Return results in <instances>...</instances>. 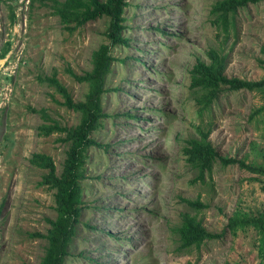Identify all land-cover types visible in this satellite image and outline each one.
<instances>
[{"label": "rangeland", "instance_id": "rangeland-1", "mask_svg": "<svg viewBox=\"0 0 264 264\" xmlns=\"http://www.w3.org/2000/svg\"><path fill=\"white\" fill-rule=\"evenodd\" d=\"M216 1L127 0L129 45L111 48L106 117L92 133L98 145L87 149L82 181L80 220L92 229L77 227L65 264H264V225L227 226L230 218L264 223V176L215 160L199 179L182 152L197 126L210 127L219 156L264 166V114L249 119L264 106L262 93L223 88L198 117L189 88L193 64L208 63L211 49L224 55L226 77L264 79V1L229 14L225 33L211 14ZM51 3L0 0V51L9 46L0 59V264H39L46 241L31 235H44L55 218L53 191L39 185L46 171L30 159L49 156L59 174L67 144L63 134L38 133L39 112L66 127L79 121L39 79L55 73L72 101H83L87 84L67 70L90 71L92 52L108 44L107 18L68 32ZM182 199L207 207L193 211ZM183 213L219 237L178 250Z\"/></svg>", "mask_w": 264, "mask_h": 264}, {"label": "trees", "instance_id": "trees-1", "mask_svg": "<svg viewBox=\"0 0 264 264\" xmlns=\"http://www.w3.org/2000/svg\"><path fill=\"white\" fill-rule=\"evenodd\" d=\"M52 13L58 17L63 29L72 32L88 21L98 17L108 19L105 36L108 44H103L91 54V70L77 76L67 70L77 82L87 84V92L83 101L73 102L71 96L64 85L57 80L55 73L49 77L39 79L51 86L54 91L63 99L61 105L79 115L76 125L66 127L52 119L44 110L39 112L43 123L38 127V133L49 136L53 133L63 134L60 141L67 144L65 158L59 174L56 173L52 159L44 154H33L30 162L46 171L42 176L39 185L46 186L53 191L55 218L48 220L50 228L44 235L34 233L32 237L45 239L43 255L39 264H65L67 256L70 254V246L76 235L79 225L92 229L87 222L80 220L83 204L82 181L87 178L86 159L87 149L96 144L92 133L101 127L102 120L106 113L102 109V97L109 89L105 88V78L111 72L112 62L115 61L110 55L113 46L129 45V38L122 36L125 29L124 21L125 8L128 6L127 0H51ZM264 0H217L211 9V14L215 15L216 23L220 24L222 32H227L228 15L234 13L238 8L244 7L247 3H256ZM9 46L0 51V59L8 52ZM264 53V48H262ZM208 63L197 60L193 64L189 75V88L193 93L198 117L207 112L216 101L218 94L223 88L230 91L246 90L259 91L264 97V79L259 81H246L236 77H226L224 75L225 59L224 55L216 50H209L206 53ZM123 61V60H122ZM125 61V60H124ZM264 66V59L259 60ZM118 90L117 88L114 89ZM264 114V106L252 112L249 119L257 114ZM197 126L195 128L196 137L186 140L182 152L186 161L199 172L198 178L202 179L204 172H209L215 160L222 166L237 164L239 168L252 174L264 176V166H254L247 164L243 159L225 158L219 156L210 141L208 135L210 127L204 131ZM107 147V146H105ZM183 202L193 211L206 208L198 199H182ZM239 223V227L246 225L263 226L261 219H247L239 221L230 218L228 228L234 230ZM178 235V250H187L191 247L198 248L205 240H212L219 237L205 230L196 216L183 213L181 223L176 229ZM109 234V232L107 233ZM82 254H80L81 256ZM101 264V263H98ZM224 264H229L228 262Z\"/></svg>", "mask_w": 264, "mask_h": 264}]
</instances>
